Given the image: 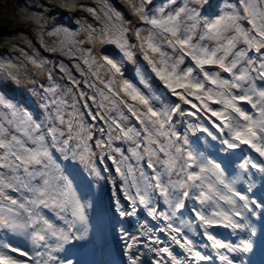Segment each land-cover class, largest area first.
Returning <instances> with one entry per match:
<instances>
[{
  "label": "snow or ice",
  "instance_id": "1",
  "mask_svg": "<svg viewBox=\"0 0 264 264\" xmlns=\"http://www.w3.org/2000/svg\"><path fill=\"white\" fill-rule=\"evenodd\" d=\"M150 3L151 0H140L139 5L133 4L135 14L150 26L146 34L136 30L134 35L151 73L179 103L157 107L158 97L146 94L128 80H121L118 87H113L116 75H122L121 62L103 56V63L98 64L90 54L83 53V63L103 88L88 80L84 83L96 89L99 100L97 95L88 96L84 91L78 93L77 100L72 88L59 95L55 87L44 89L51 96L41 98V107L47 113L41 121L0 95V106L8 110V113L0 112V170H5L0 171V229L29 234L36 247L48 250L35 253V257L47 255L43 264H77L73 259H61L53 253L87 240L90 229L87 210L93 205L84 198L81 189L91 185L89 177L103 178L96 158L103 163L106 156L117 165L115 171L126 186L124 197L132 202L131 211H125L113 192L115 210L121 217L135 215L138 201L148 208L149 216L168 221L166 229L175 233L171 239L194 261H208L211 257L197 250L194 241L184 234L189 222L181 220L180 226L171 222L186 207V201L193 199L201 207L190 211L205 229L203 235L217 250L219 260L224 264H248L244 254L253 251V238L257 236L253 218L264 220V200L254 198V193L250 197L251 185L246 192L237 191L235 182L226 179L220 163L190 147L188 130L219 139L224 151L248 145L264 157V87L257 86V80L264 83V0H237L213 17L202 14L208 0H183L178 7H172L175 0H170V4L149 14L146 5ZM89 11L95 15L94 9ZM115 16L120 19L119 13ZM129 31L123 24L119 27L111 24L101 30L99 37L91 29L88 38L114 43L127 60L134 61L132 49L136 45L130 44ZM61 33L66 38L74 35L68 29H56L51 34ZM66 54L72 55V49L68 48ZM75 67L83 74L80 64ZM93 67L97 71H92ZM213 67L219 71H210ZM100 68H106L111 78L101 79ZM61 70L66 68L62 65ZM69 79L79 88L81 82L70 73ZM140 83L146 89L151 87L143 75ZM68 93L73 94L72 103L64 98ZM88 101L101 111L93 112ZM81 102L92 121L99 120L107 126L99 129L106 138L94 141L99 152L90 143L95 124L86 125L84 114L76 107ZM242 103L250 105L258 115L246 111ZM182 104L190 107L185 109ZM124 109L138 126L127 123L129 115H125ZM176 116L206 117L216 134L203 124H188L187 130L181 133L176 130ZM112 140L130 141L134 145L129 149L132 156L137 160L147 156V167L153 169L155 176L149 178L141 170L138 179L136 169L127 163L128 156L121 152L118 161L110 154ZM158 165L160 171H156ZM239 167L245 170L251 167L264 174V163L253 162L251 158H246ZM9 190L20 193V197L10 195ZM153 194L163 197L170 212L151 206ZM42 210H51L62 224H54ZM214 227L247 233V236L237 242H225L208 231ZM121 233L123 239L131 241L125 245L129 264H138L139 257L131 253L138 237L130 236L123 229ZM260 233L264 243V225ZM149 239L153 238L149 236ZM155 243L161 241L156 238ZM3 247L29 259L35 258L10 244ZM220 249L226 250V254H221ZM151 250L160 257L155 264H164V254L170 257V264H186L168 246ZM0 264H27V261L0 252Z\"/></svg>",
  "mask_w": 264,
  "mask_h": 264
},
{
  "label": "rangeland",
  "instance_id": "2",
  "mask_svg": "<svg viewBox=\"0 0 264 264\" xmlns=\"http://www.w3.org/2000/svg\"><path fill=\"white\" fill-rule=\"evenodd\" d=\"M139 3L140 0H131V2L130 0H0V95L17 108L27 109L34 118L41 121L47 115L41 107L43 103L41 98L42 96H51L50 93L44 92V89L55 87L59 95L67 93V90L72 88L73 93H76L75 99L77 100L80 91H84L88 96L97 95L99 100L96 89L89 88L84 83L85 80H88L89 83L96 84L97 88H103L99 80L91 75L88 66L83 63V53V55L90 54L98 64L103 63V56H109L121 62L122 75H116V83L113 87H118L121 80L133 78L137 80L133 81V84L140 87L142 91L159 98L155 101L157 107L168 105L163 99L169 92L155 77V74L151 73L150 67L143 59V54L138 47L139 41L134 35L136 30H140L142 35L146 34L150 27L141 21L133 10V4L139 5ZM182 3L183 0H175L172 7H178ZM236 3L237 0H208V3L202 8V14L213 17L225 9L226 5ZM168 4H170V0H151L146 8L151 14L157 8ZM89 9H94L95 15ZM115 13L120 14V19L116 18ZM109 16L112 17V20L108 19ZM111 24H115L117 27L123 24L131 29L128 37L130 44L136 45L132 49L135 53L134 61L127 60L114 43H101L99 39L89 40L88 33L91 29H95V36L99 37L101 30ZM56 29H68L74 35L66 38L62 33L60 35L51 34ZM68 48L72 49V55L66 54ZM33 60L36 61L35 64L32 63ZM76 64H80L83 74L77 70ZM62 65L66 71L61 70ZM92 71H97L96 67H93ZM213 71H219V69L214 67ZM69 73L81 82L79 88L71 83ZM142 75L148 80L150 88L146 89L140 83ZM222 75L228 76L226 73H222ZM99 76L105 81L111 78V74L107 72L106 68L99 69ZM64 98L72 103L73 94L68 93ZM88 103L93 112L101 111L91 101ZM76 107L79 112L84 114L83 121L86 125L95 124V128L92 129L93 141L90 143L94 150L99 152L98 149H95L94 141L106 138V135H102L99 129L107 126L102 121H92L87 114L88 110L83 107V102L77 104ZM124 111L125 115H129L127 123L138 126L127 110L124 109ZM0 112L8 113V110L0 106ZM133 146L127 140H112L110 154L117 160L121 159V152L128 156L127 163L136 169L135 175L138 179L141 170L149 178L154 177L153 169L147 167L146 158H149L144 156L142 160H137L129 151ZM116 148L121 151L116 152ZM96 163L100 168L101 177H103L102 179L98 178L96 184L103 183L104 186H107L110 181V177L107 175L109 167L115 168L116 164L107 156L103 163L97 157ZM156 171H160L159 165ZM88 199L87 197L86 200ZM24 237L25 233L21 231L17 232L13 239L16 244L22 245L23 251L30 253L24 245Z\"/></svg>",
  "mask_w": 264,
  "mask_h": 264
},
{
  "label": "clouds",
  "instance_id": "3",
  "mask_svg": "<svg viewBox=\"0 0 264 264\" xmlns=\"http://www.w3.org/2000/svg\"><path fill=\"white\" fill-rule=\"evenodd\" d=\"M1 171H4V170H1Z\"/></svg>",
  "mask_w": 264,
  "mask_h": 264
}]
</instances>
